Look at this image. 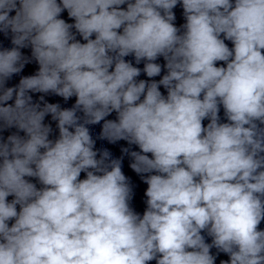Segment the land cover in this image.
I'll return each mask as SVG.
<instances>
[{
    "label": "clouds",
    "instance_id": "obj_1",
    "mask_svg": "<svg viewBox=\"0 0 264 264\" xmlns=\"http://www.w3.org/2000/svg\"><path fill=\"white\" fill-rule=\"evenodd\" d=\"M0 33V264H264V0H0Z\"/></svg>",
    "mask_w": 264,
    "mask_h": 264
}]
</instances>
